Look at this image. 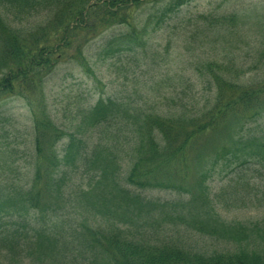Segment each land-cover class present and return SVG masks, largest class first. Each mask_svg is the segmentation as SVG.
Listing matches in <instances>:
<instances>
[{
    "label": "trees",
    "instance_id": "1",
    "mask_svg": "<svg viewBox=\"0 0 264 264\" xmlns=\"http://www.w3.org/2000/svg\"><path fill=\"white\" fill-rule=\"evenodd\" d=\"M187 1L171 0L168 10L175 11ZM46 2L48 0H0V51L14 62L7 66L9 68L6 67V72L0 73V98L5 93L13 92L21 82L37 83L42 69L52 67L57 60L55 54H63L64 48L72 44L79 32L94 33L99 25L113 23L130 26V16L128 20L124 10L129 9L130 13L135 4L141 3L140 0L82 1L80 7L71 11L70 18L57 28L53 40L41 41V38L30 43V40L21 39L23 32L13 25L14 18H19L20 14L28 16L31 10L39 9ZM234 18L222 17L218 23L214 22L212 35L224 30L227 21L233 22ZM126 39L131 47L137 37L129 33ZM79 56L83 59L81 54ZM261 60L264 61V50L259 56ZM203 69L211 94L204 96L200 107L196 103H188L176 112L158 113L143 110L129 102L128 126L119 120L118 112L124 109L123 102L101 99L83 113L82 118L89 119L86 124L90 127L83 132L66 130L48 115L36 117V135L33 139L36 149L32 158L35 160L38 155L39 159L33 182L29 189L22 186L12 189L13 203L20 204L16 213L23 217L16 221L10 217L8 221L13 220L15 225L0 229V244L7 248V253L26 252L36 242L40 247L48 243L54 251L57 250L59 234L56 226L57 219L62 215L60 211H65L67 207L75 208L70 204L71 199H61V196H74L67 189L70 184L66 185L69 169L73 167V173L83 170L89 180L85 188L76 193L78 199L81 198L80 203L107 218L117 219L109 225L113 227L106 229L87 223H76L75 226V230L93 245L95 252L97 249L96 254L100 253L105 264H264V248L258 242L262 237L264 221H261L263 227H260V222L223 221L216 208L215 196L208 187L210 174L206 169L221 163L240 175L243 167L248 172L252 164L255 167L252 173L264 171V131L249 134L246 129L250 123L264 118V75L245 79L242 78L245 74L243 70L238 71L231 63L224 65L215 61H208ZM220 129L228 130L231 143L220 145L218 150L204 159L206 155L201 156L196 150L209 133ZM102 130L109 132L103 137ZM86 133H90V140L86 138ZM125 133H129V136ZM48 136V141L53 145L47 156L42 145L44 137ZM66 137L68 143L64 148L67 147V153L63 158L57 154L54 146ZM123 138L126 145L120 142ZM85 140L90 142L89 146L82 143ZM125 146H129V169L124 178L126 186L121 183V165L115 156L116 151H125ZM42 157L45 158L44 162H40ZM195 159L201 162L199 168L195 169L198 171L196 185H191L195 186L192 188L187 184L186 187L187 171L191 161L196 164ZM50 168L56 170L49 172ZM251 180L250 176L244 180L243 191L246 185H251ZM168 185L178 197L161 201L140 193L154 187L165 189ZM236 185L239 187L240 181ZM88 197L98 199L99 205L93 198L88 200ZM45 198L51 199L44 201ZM51 200H54L53 203ZM29 209L40 211L41 216L49 217V221L31 224L27 214ZM6 214L9 212L6 211ZM120 221L128 222L129 228ZM133 226L137 227L136 231L132 230ZM171 227H182L184 230L179 236H174L169 233ZM148 231L154 234L162 231L163 237H159V241L149 240V236L145 235ZM191 232L238 244V247L208 253L188 242L185 234ZM74 248V252L80 253V246Z\"/></svg>",
    "mask_w": 264,
    "mask_h": 264
},
{
    "label": "rangeland",
    "instance_id": "2",
    "mask_svg": "<svg viewBox=\"0 0 264 264\" xmlns=\"http://www.w3.org/2000/svg\"><path fill=\"white\" fill-rule=\"evenodd\" d=\"M82 1L87 0H48L39 9L31 10L28 16L20 14L19 18H14L13 25L19 28V32H23L21 39L30 40V43L41 38V41L53 40L57 28L70 18L73 13L71 11L80 7ZM140 2L133 6L130 13L129 9L124 10L128 20L130 16L131 27L128 24L113 23L108 26L99 25L94 33L84 30L79 32L72 44L64 48L63 54H55L57 60L53 66L42 69L37 83L21 82L13 92L5 93L0 98V229L14 226L13 220H8H20L22 216L16 213L20 204L13 203L12 189L19 186L29 189L33 182L39 159L38 155L35 160L32 158L36 149L33 140L36 135V117L48 115L66 130L87 131L90 129L86 124L89 119L84 120L83 113L98 100L111 98L123 102L124 109L118 112L119 120L129 126V102L143 110L158 113L176 112L183 104L188 103H196L200 107L204 96L211 94L205 83L206 73H203V65L208 61L224 65L231 63L238 71L245 72L242 76L245 79L264 75V61H259L264 50V0H188L175 11L168 10L171 0ZM161 16L163 19H160ZM230 16L235 17L233 22L227 21L224 30L220 32L215 29L220 33L212 35V24L218 23L222 17ZM129 33L137 37L136 41H132L131 47L126 43ZM12 63L14 62L0 51V73L4 70L6 72L9 68L7 66ZM246 129L249 134L261 133L264 131V118L250 123ZM102 132L104 137L109 131ZM228 134L225 129L209 133L196 152L201 153V156L206 155L205 159L218 150L220 145L231 143ZM89 135L90 133H86V138L89 139ZM126 135L128 137L129 133ZM44 138L42 146L44 154L48 156L53 144L48 141L49 136ZM120 142L127 144L125 138ZM67 143L66 137L55 144L54 149H57L60 157L67 153V147L64 148ZM82 143L88 146L90 144L87 140ZM124 150L115 152L121 165L120 178L123 184L129 169V146H125ZM40 160L44 162L45 158ZM195 161L196 164L191 161L187 171L186 187L187 184L189 187L196 185L198 171L195 169L199 168L201 162ZM253 168L255 167L251 164L246 172L247 169L244 170L243 167L240 175L238 171L221 163L217 167L206 168L207 174H210L208 187L213 197L215 196L216 208L223 221L248 224L260 222V227H263L264 171L252 173ZM70 169L66 185L70 184L67 189L74 196H61V199H71L70 204L75 208L67 207L65 211H60L62 215L57 219L56 226L59 234L57 250L54 251L48 243L40 247L36 242L31 245L32 250L9 254L7 248L0 244V264H105L100 253L96 254L97 249L95 252L93 245L75 230V226L76 223H87L95 228L102 226L106 229L113 227L109 225L117 219L107 218L80 203L81 198L78 199L76 193L85 188L89 180L83 170L73 173L74 168ZM55 170L56 168H50L49 172ZM248 176L252 179L251 185H246L243 191L242 183ZM237 181H240L239 187L236 185ZM171 188L169 185L165 189L154 187L140 193L147 198L165 201L178 197ZM92 198L88 197V200ZM49 199L51 198H45L44 201ZM93 200L98 206L99 200ZM53 201L51 200L52 203ZM77 205H80L79 208H76ZM27 214L31 224L39 225L49 221V217L41 216V212L35 209H29ZM120 223L127 224L129 228L128 222ZM131 228L133 231L137 230V227ZM169 229V233L174 236H179L181 230H184L182 227ZM262 229V237L258 242L264 248ZM149 232L145 234L149 236V240L159 241V237H163L162 231L159 234ZM185 236L190 244L203 248L208 253L238 247V244L192 232ZM181 238L185 240L184 237ZM64 244H67V249ZM79 246L80 253L74 252V247Z\"/></svg>",
    "mask_w": 264,
    "mask_h": 264
}]
</instances>
